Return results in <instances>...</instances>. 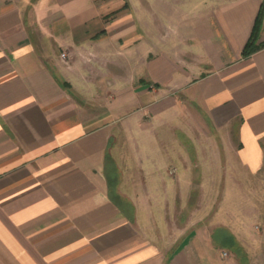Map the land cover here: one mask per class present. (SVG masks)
Here are the masks:
<instances>
[{"label":"crops","instance_id":"crops-1","mask_svg":"<svg viewBox=\"0 0 264 264\" xmlns=\"http://www.w3.org/2000/svg\"><path fill=\"white\" fill-rule=\"evenodd\" d=\"M262 2L0 0V264H264Z\"/></svg>","mask_w":264,"mask_h":264},{"label":"trees","instance_id":"trees-1","mask_svg":"<svg viewBox=\"0 0 264 264\" xmlns=\"http://www.w3.org/2000/svg\"><path fill=\"white\" fill-rule=\"evenodd\" d=\"M262 7H264V2L261 3L259 12H258L257 17L255 19L253 28L251 30V34H250L249 39H248V41L246 43L245 54H251L254 51L260 49L261 47H264V42H258L257 41L258 40V35H257V32H256V27H257V24H258L259 19H260ZM110 179H111L110 182L112 183V179H113L112 175H111V178ZM111 194H112V196H113L114 199H116L118 202H120L119 201V197L115 194L114 191H111Z\"/></svg>","mask_w":264,"mask_h":264},{"label":"rangeland","instance_id":"rangeland-1","mask_svg":"<svg viewBox=\"0 0 264 264\" xmlns=\"http://www.w3.org/2000/svg\"><path fill=\"white\" fill-rule=\"evenodd\" d=\"M256 32L258 35V39L260 38V36L264 35V7H262L261 9V15H260V19L257 24V27H256ZM170 170H173V169H170Z\"/></svg>","mask_w":264,"mask_h":264},{"label":"built area","instance_id":"built-area-1","mask_svg":"<svg viewBox=\"0 0 264 264\" xmlns=\"http://www.w3.org/2000/svg\"><path fill=\"white\" fill-rule=\"evenodd\" d=\"M65 54L64 53H62V56H64ZM223 254L225 255L226 253L225 252H223Z\"/></svg>","mask_w":264,"mask_h":264}]
</instances>
